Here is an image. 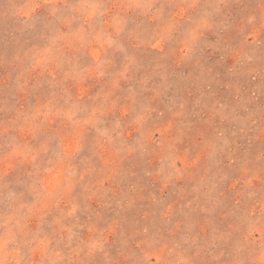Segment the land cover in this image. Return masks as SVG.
<instances>
[{
    "label": "rangeland",
    "instance_id": "374dc122",
    "mask_svg": "<svg viewBox=\"0 0 264 264\" xmlns=\"http://www.w3.org/2000/svg\"><path fill=\"white\" fill-rule=\"evenodd\" d=\"M0 264H264V0H0Z\"/></svg>",
    "mask_w": 264,
    "mask_h": 264
},
{
    "label": "snow or ice",
    "instance_id": "6c2138e0",
    "mask_svg": "<svg viewBox=\"0 0 264 264\" xmlns=\"http://www.w3.org/2000/svg\"><path fill=\"white\" fill-rule=\"evenodd\" d=\"M131 59V58H130Z\"/></svg>",
    "mask_w": 264,
    "mask_h": 264
}]
</instances>
